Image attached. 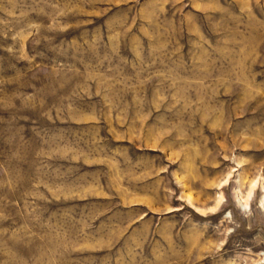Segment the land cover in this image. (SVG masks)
<instances>
[{"label":"rangeland","instance_id":"obj_1","mask_svg":"<svg viewBox=\"0 0 264 264\" xmlns=\"http://www.w3.org/2000/svg\"><path fill=\"white\" fill-rule=\"evenodd\" d=\"M0 264H264V0H0Z\"/></svg>","mask_w":264,"mask_h":264},{"label":"bare ground","instance_id":"obj_2","mask_svg":"<svg viewBox=\"0 0 264 264\" xmlns=\"http://www.w3.org/2000/svg\"><path fill=\"white\" fill-rule=\"evenodd\" d=\"M255 182H256V181H255ZM255 182L252 183V185H251V189H250V192H249V196H251V194L253 193V188H254V186H255ZM239 195H240V194H239ZM239 200L242 202V204H244V205L247 204V202H246L245 200H243L240 196H239Z\"/></svg>","mask_w":264,"mask_h":264}]
</instances>
